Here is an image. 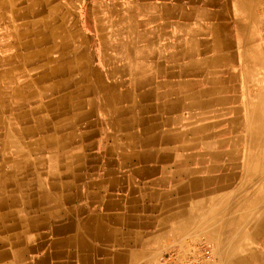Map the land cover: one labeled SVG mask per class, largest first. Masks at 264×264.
<instances>
[{"label":"crops","instance_id":"1","mask_svg":"<svg viewBox=\"0 0 264 264\" xmlns=\"http://www.w3.org/2000/svg\"><path fill=\"white\" fill-rule=\"evenodd\" d=\"M97 1L116 6L115 32L124 19L122 50L112 42L91 69L109 90L23 118L14 150L0 126V264H158L201 242L206 264H264L261 164L224 152L244 146V116L259 111L245 60L259 45L246 38L250 1L237 21L221 0Z\"/></svg>","mask_w":264,"mask_h":264},{"label":"bare ground","instance_id":"2","mask_svg":"<svg viewBox=\"0 0 264 264\" xmlns=\"http://www.w3.org/2000/svg\"><path fill=\"white\" fill-rule=\"evenodd\" d=\"M23 1V0H22ZM59 1V2H58ZM18 0H0V24H3V31L6 34V36H3L4 39L9 41V44L7 46H0L2 48L0 50V66L1 67H7L3 71L0 72V80L5 81L4 79H7L8 81L13 82L12 91L10 93V100H26L28 105H33L38 98L44 99L48 98L50 95H58V99L60 100L59 103L61 104L62 108L65 109H73L75 106L80 104V100L76 102H72L71 98L67 97L66 94L63 93V91L71 86L70 80L65 78L63 81L60 80L59 82H54L56 79L60 77L69 76L70 74H77V76L71 81L72 83H75V90L73 94L76 95V97L81 98V96H86L92 94L94 91L100 92H107L109 90L108 85L101 82L100 76L96 72H92L89 70V68L85 65L87 60L85 59L84 55H80L75 51L77 49V46L73 45L74 49L73 51V58L68 61V52L66 49L69 47V38H71L70 31L68 30L67 25V18L68 14H70L68 11V3L66 0H57V4H54L50 6V16L49 19H36L28 26L31 27V29L28 31V33L23 32L24 23H18V21H21L22 18L26 17L21 10H15V6L17 4ZM73 2V1H72ZM71 2V4H72ZM229 3V2H228ZM66 5V9H64L63 13L60 14L58 12V6L60 5ZM92 4V3H91ZM261 5V4H260ZM26 6V5H25ZM122 6V5H121ZM230 6V5H229ZM237 7H239L238 4H236ZM61 7V6H60ZM97 5H95L92 9H95ZM241 7L246 8L248 7L247 0H241ZM262 7V6H260ZM6 8V11H3V9ZM100 8V7H99ZM119 8V7H118ZM216 8V7H215ZM42 9V8H41ZM40 9V10H41ZM72 9V8H71ZM36 10V9H35ZM28 11V8H27ZM33 11V10H32ZM92 11V10H91ZM102 11V10H101ZM111 13V10H108ZM107 11V12H108ZM37 12V11H36ZM61 12V11H60ZM124 12V11H123ZM214 12V11H213ZM34 13V12H33ZM43 13V12H41ZM86 13V12H85ZM93 13V12H92ZM80 14V13H79ZM103 14V13H102ZM112 14V13H111ZM118 14V13H117ZM90 15V12H89ZM109 15V14H108ZM124 15V14H123ZM140 15V14H139ZM82 16V15H81ZM86 17V16H85ZM91 17V15H90ZM103 18V17H101ZM159 18V17H158ZM157 18V19H158ZM89 19V18H88ZM93 19V18H92ZM97 19V18H96ZM110 19V18H109ZM193 19V18H192ZM263 19V18H262ZM108 20V18H107ZM117 20V19H115ZM187 20V19H186ZM82 21V19H81ZM95 21V19H94ZM114 21V20H113ZM158 21V20H157ZM193 21V20H192ZM197 22V21H196ZM264 22V21H263ZM102 23V22H101ZM141 23V22H140ZM146 23V22H145ZM204 23V22H203ZM28 24V23H27ZM69 24V22H68ZM126 24V23H125ZM183 24V23H182ZM95 25V24H94ZM139 25V24H138ZM207 25V24H206ZM87 26V25H86ZM92 26V25H91ZM96 26V25H95ZM105 26V25H104ZM127 26V25H126ZM166 26V25H164ZM173 26V25H172ZM177 27V26H176ZM101 28V27H100ZM138 28V27H137ZM253 28V27H252ZM84 29V28H83ZM160 29V28H159ZM168 29V28H167ZM126 30V29H125ZM91 31V30H89ZM125 32V31H124ZM138 32V31H137ZM179 32V30H178ZM262 33V32H261ZM81 34V33H80ZM103 34V33H102ZM100 34V35H102ZM148 34V33H147ZM151 34V32H150ZM99 35V36H100ZM200 35V34H199ZM177 36V35H176ZM197 36V35H196ZM106 37V36H105ZM146 37V36H145ZM182 37V36H181ZM94 38V37H93ZM101 38V37H100ZM107 38V37H106ZM178 38V37H177ZM195 38V37H194ZM201 38V37H200ZM2 39V38H1ZM80 39V38H79ZM144 39V38H143ZM73 40V39H72ZM81 40V39H80ZM92 40V39H91ZM139 40V39H138ZM149 41V40H148ZM165 41V40H164ZM172 41V40H171ZM200 41V40H199ZM214 41V40H213ZM72 42V41H71ZM78 42V41H77ZM82 42V41H81ZM179 42V41H178ZM201 42V41H200ZM129 43V42H128ZM148 43V42H146ZM79 44V43H78ZM84 44V43H83ZM96 44V43H95ZM140 44V43H139ZM143 44V43H142ZM207 44V43H206ZM215 45V44H214ZM258 46V45H256ZM264 46V45H263ZM104 47V45H103ZM102 47V48H103ZM107 47V46H106ZM204 47V46H203ZM5 48V52H4ZM92 48V47H91ZM105 48V47H104ZM166 48V47H164ZM182 48V47H181ZM60 50L59 53H55L56 50ZM127 49V47L125 48ZM133 49V47H132ZM177 49V48H176ZM215 48H213L214 50ZM219 49V48H218ZM57 50V51H58ZM217 50V49H216ZM29 51V52H28ZM173 51V50H172ZM201 51V50H200ZM212 51V49H211ZM260 51V50H259ZM117 52V51H116ZM115 52V54H116ZM203 52V51H202ZM205 52V51H204ZM261 52V51H260ZM81 53V52H80ZM127 53V52H126ZM132 53V52H131ZM201 53V52H200ZM56 55V57L54 56ZM132 55V54H130ZM217 55V54H216ZM215 55V56H216ZM120 56V55H119ZM146 56V55H145ZM148 56V55H147ZM197 56V55H196ZM262 56V55H261ZM106 57V56H105ZM134 58V57H133ZM132 58V59H133ZM158 58V57H157ZM156 58V59H157ZM258 57V61H262L263 58ZM147 59V58H146ZM191 59V58H190ZM23 60V63L21 66L15 67L14 64ZM36 62L35 66L32 68V73H27L24 69V63L26 62ZM135 61V60H133ZM154 61V60H153ZM111 62V61H110ZM149 62V61H148ZM161 62V61H160ZM113 63V62H112ZM131 63V62H130ZM156 63V62H155ZM171 64V63H169ZM59 65L65 66L62 71L61 67ZM117 67V66H116ZM154 68V67H153ZM159 68V67H158ZM249 69V67H248ZM113 71V70H112ZM115 71V69H114ZM149 71V70H148ZM153 71V70H152ZM169 72V71H168ZM37 73V74H36ZM122 73V72H121ZM139 73V72H138ZM141 73V72H140ZM146 73V71H145ZM150 73V72H149ZM75 74V75H76ZM114 74V73H113ZM148 74V73H147ZM152 74V73H151ZM167 74V73H166ZM195 74V73H193ZM189 75V74H186ZM200 75V74H198ZM257 75V74H256ZM31 76H33L34 83H49L48 85L36 89L31 90V92L24 95L23 92L26 89L31 88L32 86V80L30 79ZM91 77V79L94 81V84L85 83L84 81ZM116 76V75H115ZM114 76V77H115ZM126 76V75H125ZM124 76V77H125ZM139 76V75H136ZM195 76V75H194ZM22 77L23 81H19L18 78ZM117 77V76H116ZM204 77V76H203ZM166 78V77H165ZM168 78V77H167ZM70 79V78H69ZM132 79V78H131ZM171 79V78H170ZM117 80V79H116ZM176 80V78H175ZM192 80V79H191ZM232 80V79H231ZM53 81V82H52ZM134 81V80H133ZM165 82V81H164ZM171 82V80H170ZM188 82V81H187ZM249 82V81H248ZM73 83V84H74ZM110 83V82H109ZM113 83V82H112ZM158 83V82H157ZM173 83V82H172ZM114 84V83H113ZM112 84V86H113ZM154 84V83H153ZM165 84V83H164ZM177 84V83H176ZM185 84V83H184ZM197 84V83H196ZM195 84V85H196ZM179 85V84H178ZM203 85V84H202ZM115 86V85H114ZM121 86V85H120ZM163 86V85H162ZM175 86V85H174ZM185 86V85H184ZM116 87V86H115ZM132 87V86H131ZM130 87V88H131ZM161 87V86H160ZM170 87V86H169ZM63 88V90L61 89ZM182 88V87H181ZM186 88V86L184 87ZM188 88V87H187ZM198 88V87H197ZM10 89V88H9ZM119 89V88H118ZM176 89V88H175ZM212 89V88H211ZM72 90V89H71ZM114 90V89H113ZM134 90V89H133ZM154 90V89H152ZM1 91V90H0ZM8 91V90H7ZM157 91V90H156ZM160 91V90H159ZM158 91V93H159ZM163 91V90H162ZM180 91V89H179ZM206 91V90H205ZM238 91V90H237ZM3 92V91H2ZM9 92V91H8ZM141 92V91H140ZM150 92V91H149ZM222 93V92H221ZM240 95V93L238 92ZM72 96L75 97V96ZM142 95V94H141ZM158 95V94H157ZM172 96V95H171ZM195 96V95H194ZM221 96V95H220ZM213 97V96H212ZM88 98V97H87ZM99 98V97H98ZM136 98V97H135ZM150 98V97H149ZM169 98V97H168ZM181 98V97H180ZM195 98V97H194ZM199 98V97H198ZM197 98V99H198ZM222 98V96H221ZM102 104L104 105H110L111 101L109 98H106L105 93L102 97ZM162 99V97L160 98ZM4 96L2 94V97L0 98V126L3 128L5 135H7V141H5L4 148L9 150H14L16 148V144L13 141V138L11 136L12 133L14 134V138H18V136H23L25 134H20L19 131L21 128H18L21 126L20 122L22 121L20 117L13 115L14 108H8L6 103L4 102ZM117 100V99H116ZM51 101V100H50ZM181 101V100H180ZM53 102V100H52ZM86 102V101H85ZM95 103V102H94ZM100 103V102H99ZM175 103V102H174ZM187 103V102H186ZM219 103V102H218ZM237 103V102H236ZM101 104V103H100ZM145 104V103H144ZM176 104V103H175ZM215 104V103H214ZM54 105V104H53ZM57 105V104H56ZM81 105V104H80ZM91 105V104H90ZM89 105V106H90ZM120 105V104H119ZM167 106V105H165ZM174 106V105H173ZM208 106V105H207ZM92 107V106H91ZM94 107V106H93ZM105 107V106H104ZM140 107V106H139ZM177 107V106H176ZM175 107V108H176ZM205 107V106H204ZM219 107V106H218ZM229 107V106H228ZM16 108V107H15ZM36 108V107H35ZM181 108V107H180ZM214 108V107H213ZM87 109V108H86ZM90 109V108H89ZM186 109V107H185ZM201 109V108H200ZM229 109V108H228ZM9 112L10 118L5 117L3 115L4 111ZM16 110V109H15ZM58 110V109H57ZM188 110V109H187ZM190 110V109H189ZM194 110V109H193ZM202 110V109H201ZM96 111V110H95ZM115 111V110H114ZM166 111V110H165ZM5 112V113H6ZM103 112V111H102ZM188 112V111H187ZM191 112V111H190ZM225 112V111H224ZM239 112V111H238ZM32 113V112H31ZM189 113V112H188ZM217 113V112H216ZM235 113V112H234ZM21 114V113H20ZM26 115L23 118H27L30 114L25 113ZM116 114V113H115ZM167 114V113H165ZM224 114V113H223ZM56 115V114H55ZM113 115V114H112ZM215 115V114H214ZM250 113L245 114L244 119L246 117L249 118ZM86 116V115H85ZM174 116V115H173ZM219 116V115H218ZM120 117V116H119ZM233 117V116H232ZM161 118V117H160ZM204 119V118H203ZM247 119V118H246ZM245 119V120H246ZM252 120V118H249ZM182 120V119H181ZM190 120V119H189ZM228 120V119H227ZM243 120V119H242ZM37 125L38 127H43L44 119H37ZM185 121V120H184ZM234 121V120H233ZM99 122V121H98ZM223 122V121H222ZM238 122V120H237ZM236 122V123H237ZM25 123V122H24ZM66 123V122H63ZM68 123V122H67ZM126 123V122H125ZM194 123V122H193ZM208 123V122H207ZM234 124V123H233ZM246 124V123H245ZM237 125V124H236ZM171 126V125H169ZM123 127V126H122ZM215 127V126H214ZM243 125L241 126V128ZM24 128V127H23ZM55 128V127H54ZM111 128V127H110ZM113 128V125H112ZM246 128V127H245ZM42 129V128H41ZM184 130V129H183ZM224 130V128H223ZM37 131V130H36ZM181 131V130H180ZM206 131V130H205ZM226 131V130H225ZM246 131V130H245ZM174 132V131H173ZM197 132V131H196ZM222 132V131H221ZM230 132V131H229ZM170 133V132H169ZM180 133V132H179ZM223 133V132H222ZM185 134V133H184ZM188 134V133H187ZM224 134V133H223ZM222 134V135H223ZM228 134V133H227ZM2 135V133H1ZM169 135V134H167ZM205 135V134H204ZM229 135V134H228ZM241 135V134H240ZM257 135V134H256ZM19 136V137H20ZM173 136V135H172ZM189 136V135H188ZM206 136V135H205ZM129 137V136H128ZM197 137V136H196ZM243 137H245V134L243 133ZM132 137L131 139H133ZM203 138V137H202ZM214 138V137H213ZM130 139V138H129ZM171 139V138H170ZM173 139V138H172ZM178 139V138H177ZM192 139V138H191ZM236 139V138H235ZM71 140V139H70ZM216 140V139H215ZM214 140V142H215ZM220 140V139H219ZM119 141V140H118ZM132 141V140H131ZM135 142V141H133ZM244 146L240 147V145H234V144H227V150L224 152L232 156H236V149L238 148V151L242 149V151H246V148L251 150V153L248 154L251 159H254L253 164L257 168L260 164V161H264V152L261 145H263L261 142L258 141V138L256 137H247L244 141ZM117 143V142H116ZM7 144V145H6ZM129 144V143H128ZM215 145V144H214ZM132 146V145H131ZM200 146V145H199ZM151 147V146H150ZM212 147V146H211ZM133 148V147H132ZM142 148V147H141ZM149 148V146H148ZM186 148V147H185ZM175 149V148H174ZM131 150V149H130ZM162 150V149H161ZM181 150V149H180ZM260 150L261 152H258ZM134 151V150H133ZM143 151V150H142ZM154 151V150H153ZM214 151V150H213ZM137 152V151H136ZM141 152V151H139ZM171 152V151H170ZM133 153V152H132ZM215 153V152H214ZM134 154V153H133ZM194 154V153H193ZM245 154V153H244ZM128 155V153H127ZM131 155V154H130ZM181 153L179 154V156ZM214 155V154H212ZM189 156V155H188ZM187 156V157H188ZM258 156V157H257ZM18 157V156H17ZM183 157V156H182ZM190 157V156H189ZM208 158V157H207ZM236 161V160H235ZM240 161V160H239ZM6 163V162H5ZM233 163V162H232ZM231 165V164H230ZM238 165V164H237ZM25 166V165H24ZM27 166V165H26ZM223 166V165H222ZM229 166V165H227ZM221 167V166H220ZM5 168V167H4ZM156 168V167H155ZM263 169V168H262ZM230 170V169H229ZM227 171V170H226ZM236 172V171H235ZM234 172V173H235ZM231 173V172H230ZM242 174V172H241ZM13 178V177H12ZM238 179V178H237ZM2 180V179H1ZM5 180V179H4ZM1 181V185H2ZM6 183V182H5ZM224 185V184H223ZM226 185V184H225ZM228 185V184H227ZM230 185V184H229ZM1 187V186H0ZM225 187V186H224ZM223 187V188H224ZM263 187V186H262ZM219 188V186H218ZM222 188V187H221ZM3 190V189H2ZM264 193L260 191L259 194H257L255 197H261ZM264 197V196H263ZM258 198V199H259ZM197 201V200H196ZM244 215V214H243ZM259 217V216H258ZM264 217H262L263 219ZM261 221V220H260ZM256 222V221H255ZM253 224V223H252ZM19 228V227H18ZM18 251V250H17ZM23 251V250H22ZM235 251V250H234ZM4 252V251H3ZM18 253V252H17ZM23 253V252H22ZM6 254V253H5ZM18 255V254H17ZM16 256V255H15ZM17 257V256H16ZM210 263V261H209Z\"/></svg>","mask_w":264,"mask_h":264},{"label":"rangeland","instance_id":"3","mask_svg":"<svg viewBox=\"0 0 264 264\" xmlns=\"http://www.w3.org/2000/svg\"><path fill=\"white\" fill-rule=\"evenodd\" d=\"M66 1L68 3L67 6L69 8L66 7V5L63 6V4H62V5H60L61 7L58 6V12L60 14H62L64 9L68 8V10H69L68 12L70 13V14H68V18L66 20L67 25H68L67 28L70 31V34L72 35L71 38H69V47H68V49H66V51L68 52V55H69L68 61H70V59L73 58L72 49H74L73 45H75V46H77V49H75V51L82 56L84 55L85 59L87 60L86 62H88L85 65L91 71L92 65H94L96 63L97 57L100 59H104V60L109 59L108 54L111 53L110 50H111L112 42L116 41L118 43V45H121L123 43V38H124L123 37L124 36V34H123V20L124 19L122 17H117L118 18L117 20H119L118 25H119L120 29H118V31L115 32V30L111 29V26H110L111 25V13L108 10L115 12V10L117 11L116 6L114 8V6L111 7V4H108V3L99 4V1H97V0H96V3L91 2L92 4L88 3L86 6L85 5L83 6L82 5L83 2H81L80 0H66ZM217 1L218 0H215V2H217ZM249 1H250V6H251V9H250L251 10V16H250L249 21L248 20L245 21L246 23L244 26L247 27L248 24H250L251 28L253 27L252 28L253 31H250L249 34L246 36V38H247V41H249V43L252 42L253 39H257V42L259 43V45L258 46L255 45L253 47L254 50L249 51L248 52L249 55H247V57H245L247 66L249 67V69L247 68L248 69L247 84L250 87V89H254V91H255L254 94L257 93V95H258V92H259V95L257 97H255V98L251 97V100H250L251 103L254 105H255L254 102H258L259 111H258V113H252L251 115H249V117L252 118V120H249L250 122H247L245 124L246 125V129H245L246 131L244 130V134H245L244 138L247 139V137H250V136L258 138V141L263 144V145H261V147L263 148V152H264V46H263L264 45V22H263L264 21V0H249ZM71 2H72V4H71ZM54 4H57V0H23V1L18 0L17 4L15 6V10L16 9L19 11L21 10V12H23L25 15H27L26 17L22 18L21 21H18V23H20V22L24 23L23 27H25V28H24L23 32L28 33V31L31 29V27L28 26L30 24V22H32L36 19H42V18L49 19L50 6H52ZM221 4H223L225 6V8L228 9L226 11H228L227 13L230 17L229 19H231V16H232L231 20H234V21L239 20V14H241L242 11L241 10L238 12H235V11H237V9H238L236 4H238L241 8V0H221ZM95 5H97V7L95 9H92ZM91 6H92V8H91ZM103 6H108V7L103 8ZM260 6H262V7H260ZM27 8H28V11H27ZM123 9H124V7L119 4V10L122 11ZM3 11H6V8L3 9ZM41 12H43V13H41ZM89 12H90L91 17L89 15ZM121 15H123V14L121 13ZM101 17H103V18H101ZM107 18H108V20H107ZM81 19H82V21H81ZM94 19H95V21H94ZM240 19H241V17H240ZM113 20H112L113 23L115 21H117L115 19H113ZM68 22H69V24H68ZM80 25H81V28H84V29H80ZM89 30H91V31H89ZM100 34H102V35H100ZM3 36H6V34L4 33L3 28H2V29H0V46H7L9 44V41L4 39ZM103 45L105 48L103 47ZM122 47L123 46L121 45V50H122ZM1 49L2 48H0V50ZM57 50L55 51V53L60 52V50H58V51ZM116 51H118V50H116ZM4 52H5V48H4ZM54 56L56 57L55 54H54ZM258 57L263 58V60L258 61V59H257ZM110 61H111V57H110ZM22 63H23V60L15 63L14 66L15 67H18L19 65L21 66ZM35 64H36V62H34V61L26 62V63H24V66H22V67H24V69L27 73L29 72V73L33 74L32 68H33V66H35ZM59 66L61 67V71L65 67L63 65H59ZM5 68H7V67H1L0 66V72L3 71ZM75 74L73 73V74H70L69 76L60 77L54 81V82H59L60 80L63 81L65 78L70 80L71 86L66 88L63 91V93H66L67 97L71 96V98H67V99H70L72 102H76V99L72 98V96L74 95L73 94L74 92H72V91L75 90L76 85L74 82H73L74 84L71 82L77 76V74L76 75ZM30 79L32 80V86H31V88L24 90V92H23L24 95H22V96H25V94L31 92V90L40 89V88L49 84V83H34L33 76H31ZM4 80H5L4 82L0 80V90H1L0 91V98L2 97V94H3L4 99H5L4 102L6 103V105L9 109L10 108L13 109L16 107V110L14 111L15 113H13V115L20 117L21 120L26 115L25 113L28 111L27 110L28 107L29 108L42 107L38 110H34L33 113L29 115L30 119L33 121V119L35 117L40 116V115L43 116V113H41V111L44 110L45 108L50 109L52 107L57 108V105L59 106L60 100L58 99V97H59L58 95H50L48 98H44V99L38 98V100H36V102L33 105H28L27 101L23 100V99H20L17 101H16V99L10 100L11 99L10 93L12 91L13 82L8 81L7 79H4ZM18 80L23 81V78L19 77ZM84 82L85 83L90 82L89 84L93 83L89 80H85ZM61 89L63 90V88H61ZM74 96L76 97V95H74ZM52 100H53V102H52ZM50 102H51V104H50ZM5 112L6 111H4L3 115L5 117L10 118V114H9L8 110L6 113ZM39 113H41V114H39ZM20 123L22 125L24 122H20ZM243 152L245 154H250L251 150L246 148V151H243ZM258 152H261V151L258 150ZM260 164H261L260 185L264 186V161H261ZM253 173H254V175L256 174L255 172H253ZM246 180L247 179L245 178V182H246ZM192 252L193 251H191V253ZM177 254L180 257H185V256L180 255L178 252H177ZM211 254H212V251H211ZM213 260H214V257L212 255L211 261H213Z\"/></svg>","mask_w":264,"mask_h":264},{"label":"built area","instance_id":"4","mask_svg":"<svg viewBox=\"0 0 264 264\" xmlns=\"http://www.w3.org/2000/svg\"><path fill=\"white\" fill-rule=\"evenodd\" d=\"M211 248L208 244L201 242L194 246L191 254L180 257L176 251L164 255L158 264H206L211 261Z\"/></svg>","mask_w":264,"mask_h":264}]
</instances>
